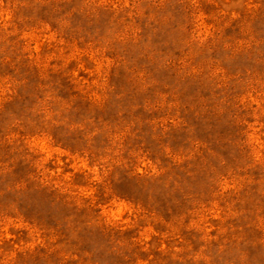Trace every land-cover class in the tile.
<instances>
[{"label": "rangeland", "instance_id": "374dc122", "mask_svg": "<svg viewBox=\"0 0 264 264\" xmlns=\"http://www.w3.org/2000/svg\"><path fill=\"white\" fill-rule=\"evenodd\" d=\"M0 264H264V0H0Z\"/></svg>", "mask_w": 264, "mask_h": 264}]
</instances>
